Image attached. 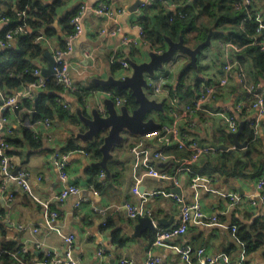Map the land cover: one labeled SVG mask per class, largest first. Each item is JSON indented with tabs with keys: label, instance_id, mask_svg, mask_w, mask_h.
I'll return each instance as SVG.
<instances>
[{
	"label": "crops",
	"instance_id": "obj_1",
	"mask_svg": "<svg viewBox=\"0 0 264 264\" xmlns=\"http://www.w3.org/2000/svg\"><path fill=\"white\" fill-rule=\"evenodd\" d=\"M16 1L0 0V8L3 9L7 4H13ZM55 1L41 0L47 6L53 5ZM83 1L85 0H59L55 4L53 21L47 26L51 28L48 31L50 35L45 32L46 26L38 28L39 35L35 42H39L43 53L33 58V64L39 68L40 72L42 68L48 66V60L44 54L47 52L53 56L56 50L64 46L62 44L70 34L68 32L72 30L70 26L68 31L67 27L70 23L65 22V19L70 13L76 11ZM140 1L145 0H86L91 5L100 2L112 10H122V14L117 17L121 32L134 38H138L139 31L136 24L140 25L139 20L145 12L139 7ZM192 1L184 0L175 4L172 0V6L164 7L165 12L177 13L182 2L190 5ZM255 3L264 14V0H255ZM155 12L148 10L152 21ZM4 25L5 23L0 20V33ZM81 26L82 32L73 41L72 51L68 57L71 79L78 86L79 91L74 94L62 88L54 91L55 95L60 97L69 108L61 110V114L55 112L50 118L43 117L50 120L49 127L40 121L43 118H26L27 122L20 125L18 123L20 116L24 115V112L32 111L22 107V102L4 114L5 118L8 117L7 126L13 129L12 141L15 139L18 141L16 144H10L8 148L7 156L11 172L26 170L29 173L28 183L33 196L48 201L50 208L58 212L59 216L54 225L61 235H73L72 256L78 260L79 264H96L98 261L102 264H119L122 258L129 260L132 264H145L146 251H151L154 256L159 257L160 264H187L179 259L173 247L188 244L193 249L191 254L193 259L196 257L195 251L203 249L207 255L226 257V261L219 259L213 264H232L241 255L249 264H264V244L255 251L246 253L243 244L229 228L231 225L246 228L259 222L262 223L261 232L264 236V198H261L260 191L256 187L257 180L264 177L226 176L210 171L206 166L207 159L224 151L220 148L218 152L204 156L196 162H187L189 153L179 150L173 141L165 140L166 134L160 131L161 124L171 121L168 113L169 99L173 96L177 97L178 107L191 103L198 94L200 84L220 78L221 63L226 55L236 61V65L245 73L247 83L257 82L260 89L264 91V75L254 70L252 61L246 56L242 46L235 45L239 50L234 51L226 46L232 42L222 37L221 31L209 30L210 44L203 47L197 54L196 68L188 65L190 58L186 53L177 51L161 68L155 70L153 75H146L148 89L145 93L149 99L160 102L163 110H151L145 119L153 118L160 127L156 132L145 135L123 131L122 141L114 144L110 149L111 157L106 162L107 173L104 168L93 165L101 159L102 154L100 158L92 159L86 151L94 138L103 139L105 133L86 142L76 138L78 133L86 129L80 121L78 111L87 117L90 116L91 110L96 108L104 115V100L111 98L114 103L116 96L112 97L109 92V97L106 86L96 84L94 80H105L109 76L123 79L131 74V67L124 70L111 63V54L116 53V56L120 58L142 63L149 60L148 52L154 50L143 38L138 39L139 42L135 45L124 43L121 33H113L116 24L112 20L91 11L83 15ZM192 44L189 42L187 46L194 48L196 45L192 46ZM12 47L15 50L18 49L16 41H13ZM166 47L165 41L164 49ZM239 55L242 57V62L238 59ZM27 57L29 58V55ZM153 84L160 86V92L157 95L153 94ZM186 86L189 87H187L188 97L179 99L178 92ZM22 87L23 85H19L13 89H0V92L11 94ZM41 92L50 93L52 90L45 88L39 90L30 100L31 105ZM244 100H247L244 85L240 83L237 76L233 75L223 89L214 95L208 107L212 112L221 111L234 115L241 126L250 120L260 118L252 109L244 112L236 108L238 102H244ZM114 106L118 110L125 105L123 103L120 106L115 104ZM73 117L76 118L75 121L71 120ZM192 120L191 125L184 119L179 120V132L185 133L189 138H196L204 144L227 146L229 150L237 148L220 116L197 112L192 116ZM24 126L29 129L32 136L36 137L39 143L37 146L31 147L23 139L21 130ZM9 135H6V138ZM253 138L264 144V131L259 128ZM140 141L150 149L152 155L156 152L160 154L159 157L152 156L153 167L170 176L169 179L142 177L139 190L146 194L143 204L151 215L141 217L153 219L154 226L163 228L175 226L179 219V203L161 192L175 193L186 202L193 201L195 192L190 187V178L195 174L208 179L196 190L203 211L217 216L224 226L203 225L191 221L182 235L168 240L163 246L152 245L154 233L148 229L141 231L139 236L134 235L138 218H128L123 209V203L128 201L139 204L141 201L139 196L132 193L134 176L142 173V170L135 171V155L131 150ZM71 145L76 149H67ZM54 152L67 155L66 180H61L59 177L53 161ZM1 184L0 178V255H5L8 261L1 258L0 264H62L56 261L63 260L66 244L56 230H49L46 227L40 204L14 181L9 180L4 188H1ZM69 184L75 185L78 192L68 195L59 204L56 197ZM10 193L12 198L8 199L7 195ZM222 193L235 194L242 201L241 205L231 206L228 199L221 195ZM155 219H161L165 224H157ZM115 232L124 240L122 245L114 242ZM100 248L104 250L101 258L97 256ZM9 259L13 261L10 263Z\"/></svg>",
	"mask_w": 264,
	"mask_h": 264
},
{
	"label": "built area",
	"instance_id": "obj_2",
	"mask_svg": "<svg viewBox=\"0 0 264 264\" xmlns=\"http://www.w3.org/2000/svg\"><path fill=\"white\" fill-rule=\"evenodd\" d=\"M245 5H250L252 0H243ZM172 0H145L142 1L139 5L141 9H151L154 10L157 6L169 7L172 6ZM91 11L95 14L102 15L110 20H112L116 24V29L113 33H121L122 40L127 44H138L139 40L142 38L143 30L142 27L136 24L138 28L139 35L138 38L126 36L121 32V26L118 23L117 17L122 14V10H112L104 3L97 4H88L85 1L81 3L78 7L76 13L71 18V24L73 25V32L70 33L66 40L64 48L58 49L53 54L54 59V71L47 75L41 76L39 68L33 69V74L36 76L34 81H31L25 84L21 89L15 90L11 94H3L0 92V178L2 179L1 188H4L9 180L15 182L17 186L22 188L25 192H27L31 197H33L38 204H40L42 208L43 217L45 220V225L49 230L58 229L55 227V221L57 220L59 214L56 210L50 208V204L48 201L40 200L33 196L29 183L28 177L29 173L22 169L16 171L15 174L11 172V168L9 167V158L7 156V149L9 145L6 141V135L11 134V127L7 126L8 117L4 116V114L13 106H15L22 98H34L39 90L44 89L45 84L48 81H53L57 85H59L64 91L70 92L74 94L76 91H79L78 86L75 85L71 79L70 70H69V60L68 57L72 51L73 41L81 34L82 26L81 21L83 15L87 12ZM21 16H25V12L21 13ZM3 23H6L8 20L4 17L1 18ZM254 21H256L255 33L252 36L251 45L257 46L260 50H264V14L259 9L256 11L254 15ZM24 32V25L17 26L15 30L7 31L2 38H0V49L11 47L13 44L14 33ZM227 47H231L232 50H239L232 43L226 44ZM160 53L161 51H155ZM111 63H114L120 66L122 69H129L130 65L127 59L120 58L116 56V53L111 54ZM222 75L218 80L210 81L208 83H202L199 86V91L196 98L188 104H182L181 107H178L177 97H171L168 101V113L171 121L168 123L161 124L160 131L165 135V140H171L175 143L176 147L179 150H183L189 153V160L187 162H196L197 160L203 158L204 156H208L214 154L219 151V147L213 144H204L199 142L196 138L187 137L185 133H181L178 130V121L184 119L187 121L189 125L193 124L192 116L197 112H205L209 115H218L223 118L228 131L230 133H234L238 130V120L234 117V115L227 112H212L209 110L208 104L212 101L214 95L227 84L229 79L235 75L238 77V80L242 85H244L246 98L247 100L238 102L236 108L241 111H256L257 115L260 117L255 120H250L247 123V126L252 130L253 135L257 133V130L260 128L264 131V91L260 89L259 83L246 82V75L240 68L236 65V61L229 55L224 57V60L221 63ZM153 94L157 95L160 92L159 85H152ZM107 95L110 97V93L107 92ZM124 99L115 97L114 104L116 106H120L124 103ZM61 106L65 109L69 108L67 104L59 100ZM178 109H180L178 111ZM45 126L50 125V120L48 118H43L40 120ZM27 122V119L24 118L22 114L18 119V123L23 125ZM48 138H50L48 136ZM232 148V147H231ZM234 148V147H233ZM132 152L135 155V163L134 169L142 170V173L134 176V184L132 187V193L139 196L141 201L139 204H133L131 202L125 201L123 203V209L125 214L130 219H135L141 216H150L151 212L147 210L143 204L145 201L144 193H141L139 190V185L141 184L143 176H151L156 178H166L169 179L170 176L167 174L159 172L152 165L151 159L152 156L159 157V153H155L152 155L150 149L145 146L141 141L135 144L131 148ZM53 161L57 167V171L61 180H66L67 173V155L59 152L53 153ZM208 179L202 176H198L193 174L190 178V187L193 189L194 199L191 202L184 201L180 196L175 193H163L165 196H169L173 198L176 202L179 203L180 212L179 219L175 226L171 228H163L160 226H154V239L152 242L153 246H163L167 243L168 240L182 235L189 222H194L197 224L203 225H219L224 226L223 223L218 219L215 215H209L205 213L201 207V204L197 197V189L202 186L204 181ZM256 187L260 191L261 198H264V178H260L256 182ZM78 192V189L75 185H67L63 188L57 195L56 199L59 204H61L64 199L70 195ZM158 193V192H154ZM223 197L227 198L229 204L231 206H240L242 201L240 198L236 197L233 193H222ZM8 199L12 198V194L7 195ZM228 227V226H227ZM231 232L235 233V226H229ZM63 241L66 244V249L64 252L63 260H57V263L62 264H79L78 260L75 259L71 254L72 242L74 240L73 235H61ZM179 259L187 264H213L220 260H225L226 257L224 255L210 256L207 255L203 249H198L195 251V258L191 257L193 249L188 244L176 245L173 247ZM104 250L102 248L98 249L97 256L100 258L103 256ZM45 263V262H44ZM96 264H102L99 261ZM119 264H132L129 260L122 258L119 260ZM145 264H160V259L157 256H154L151 251H146V260ZM232 264H249L243 255L239 256L236 262Z\"/></svg>",
	"mask_w": 264,
	"mask_h": 264
},
{
	"label": "trees",
	"instance_id": "obj_3",
	"mask_svg": "<svg viewBox=\"0 0 264 264\" xmlns=\"http://www.w3.org/2000/svg\"><path fill=\"white\" fill-rule=\"evenodd\" d=\"M173 1L176 4L184 0ZM58 2L59 0H56L53 5L47 6L41 0H17L13 4H7L3 9L0 8V20L2 21V17L8 20L0 33V38L7 31H13L17 26L24 25V32L14 33L13 41H16L18 49H13L12 44L11 47L0 50V89L17 88L19 85L24 86L36 79L32 72L33 69L37 68L33 64V58L43 53L39 42H35L39 35L38 28L46 26L45 32L50 35L48 31L51 28L47 26L53 21L55 4ZM148 10L151 9H143L145 12L140 18L139 24L143 30V40L149 43V47L154 51L164 50L165 37L176 41L181 35L186 45L191 42L193 43L192 46H195L205 39L209 30L214 32L219 30L221 31V36L226 40L231 41L234 45L242 46L246 56L251 59L254 70L258 74L264 75V50H260L257 46L250 44L257 26L256 21H254V15L259 10L255 0H252V3L248 6L243 3V0H193L190 5L182 2L177 13H167L164 7L157 6L154 9L156 12L153 15V21L150 20ZM23 11L25 12L24 17L21 16ZM76 11L70 13L65 19V22L68 23L69 21L70 23L67 27L68 31L70 26L72 27V30L68 33H72L74 30L71 18ZM192 33L193 35L191 36ZM63 43L62 46H65V42ZM27 55H29V58ZM238 59L241 62L243 61L241 55H239ZM187 87L178 92L179 99L188 97L189 87ZM44 88L52 90V92H41L33 105L30 103L32 98H22L16 104L19 105L22 102V107L32 109L30 113L24 112L25 119L50 118L55 112L61 114V110H66L59 103V100L62 101L61 98L54 93L55 90H59L61 87L53 81H48ZM106 89L112 94V97H122L125 100L124 105L128 111H132L137 107L135 98L130 91L114 87H106ZM6 93L9 94L8 92ZM75 93H78V91ZM75 117L71 120L75 121L77 118ZM12 132L13 129L11 128ZM21 133L23 139L31 147L39 144L36 137L32 136L26 126L22 128ZM11 135L6 138L9 146L18 142L16 139L12 141ZM237 141H246V146L242 149L235 148L234 150L220 151L215 157L208 158L206 162L208 169L226 176L264 177V144L260 140L253 138V132L247 124L241 125ZM101 142V137H96L89 144L86 151L92 159L101 157L98 149ZM68 148L76 149L73 145L68 146ZM6 153L8 154V149ZM235 228V237L243 244L242 246L246 253L253 252L264 244V236L261 232L263 229L262 223L257 222L255 225L246 228L244 226H238V228L235 226ZM113 240L119 245L124 243V240L118 236L117 232L113 234ZM1 258L8 261L3 254L0 255ZM12 261L9 259L10 263Z\"/></svg>",
	"mask_w": 264,
	"mask_h": 264
},
{
	"label": "water",
	"instance_id": "obj_4",
	"mask_svg": "<svg viewBox=\"0 0 264 264\" xmlns=\"http://www.w3.org/2000/svg\"><path fill=\"white\" fill-rule=\"evenodd\" d=\"M140 3L141 1L139 4ZM210 37L211 32L207 34L205 40L196 45L194 48L187 46L184 43L183 37H180L178 41H173L169 37H165L167 47L161 53L149 51V60L142 63L128 60L131 67V74L129 76H126L123 79H117L113 76H109L105 80H94L96 84L102 86L129 90L137 103V107L129 112L125 106H121L117 110L114 106L113 100L111 98H106L104 100V115H102L96 108L92 109L90 116L87 117L78 111L80 121L86 129L85 131L78 133L76 138L86 142L92 140L95 136L101 133H105L102 139V144L99 147L102 157L98 162L93 163L94 166L102 167L108 173L106 162L111 157L110 149L114 144H118L122 141L121 134L123 131L137 135H145L156 132L159 129L160 124L153 118L145 119L146 115L151 110H163L160 102H157L155 99H149L145 93V90L148 89L146 75H153L155 70L161 68L162 65L170 60L177 51L186 53L190 58L188 65L196 68L197 54L203 47L210 44ZM44 55L48 60V66L41 69V76L51 74L54 71L55 65L53 56L47 52ZM240 127L241 126H239V129L236 132L231 133V136L235 146L242 149L246 146V142L239 143L236 140L240 132ZM219 148L229 150L227 146L221 145ZM15 172L13 171V174H15ZM155 221L157 224H165V222L161 219H155ZM144 229H148L154 233V220L149 217H138L137 224L134 227V235L139 236L140 232Z\"/></svg>",
	"mask_w": 264,
	"mask_h": 264
}]
</instances>
